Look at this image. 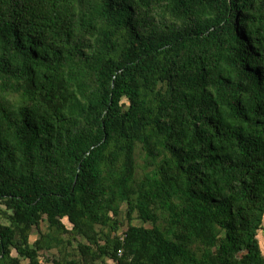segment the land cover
<instances>
[{
	"label": "trees",
	"instance_id": "obj_1",
	"mask_svg": "<svg viewBox=\"0 0 264 264\" xmlns=\"http://www.w3.org/2000/svg\"><path fill=\"white\" fill-rule=\"evenodd\" d=\"M263 228L264 0H0V264H264Z\"/></svg>",
	"mask_w": 264,
	"mask_h": 264
},
{
	"label": "rangeland",
	"instance_id": "obj_2",
	"mask_svg": "<svg viewBox=\"0 0 264 264\" xmlns=\"http://www.w3.org/2000/svg\"><path fill=\"white\" fill-rule=\"evenodd\" d=\"M121 207H122V211L124 213L126 211L127 207L125 205H122ZM124 216H125V214H123L121 216V218L123 219ZM63 223L65 225L69 226V222H68L67 219L63 220ZM136 223L137 222H134V224H136ZM142 225L143 224H140V226H142ZM144 226L147 227V228L151 227L148 224H144ZM124 230H125V228L123 227V229L118 233V235L121 236ZM47 232H48V223H47V221H44V222H42L40 224L39 228H36V227L33 228L32 232H31V236H30V242L33 244L34 242H36L40 238V236L42 234H46ZM259 234L260 235H259L258 238L260 240L262 251H263V254H264V228H263V230L260 231ZM78 241H81L82 243L86 242V240L82 236L79 237ZM74 248H76V246H74ZM58 254H59L58 250H53V251H50V252H43L42 251V252H40V257L39 258H40V260L48 262L52 258H58ZM13 255L17 256V253L14 252ZM42 257H44V259ZM48 263H50V262H48ZM23 264H28V261H24Z\"/></svg>",
	"mask_w": 264,
	"mask_h": 264
},
{
	"label": "built area",
	"instance_id": "obj_3",
	"mask_svg": "<svg viewBox=\"0 0 264 264\" xmlns=\"http://www.w3.org/2000/svg\"><path fill=\"white\" fill-rule=\"evenodd\" d=\"M108 264H115V262L113 260H109Z\"/></svg>",
	"mask_w": 264,
	"mask_h": 264
}]
</instances>
